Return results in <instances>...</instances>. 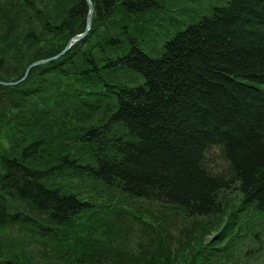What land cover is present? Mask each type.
<instances>
[{
	"label": "trees",
	"instance_id": "1",
	"mask_svg": "<svg viewBox=\"0 0 264 264\" xmlns=\"http://www.w3.org/2000/svg\"><path fill=\"white\" fill-rule=\"evenodd\" d=\"M91 1L87 36L33 67L24 86L0 85V150L9 141L0 154V255L19 264H220L231 254L206 247V237L229 234L236 209L264 212V92L255 87L264 84V0L212 7L158 59L125 45L128 31L152 32L143 9L163 0ZM87 8L0 0V80L60 52L84 30ZM82 59L94 68L76 70ZM122 67L140 73L135 87L120 82ZM38 88L45 102L34 98ZM122 127L134 137L115 146L109 133ZM18 129L59 138L41 148ZM214 139L226 173L202 165ZM77 146L84 150L72 153Z\"/></svg>",
	"mask_w": 264,
	"mask_h": 264
},
{
	"label": "bare ground",
	"instance_id": "2",
	"mask_svg": "<svg viewBox=\"0 0 264 264\" xmlns=\"http://www.w3.org/2000/svg\"><path fill=\"white\" fill-rule=\"evenodd\" d=\"M85 2H87V1L85 0ZM188 2H190V1L189 0H182L183 8H180L179 12H182V13L186 14V12L188 10H185L184 9V6H185V8L191 7V5ZM91 5H92L93 11H94V4H93L92 1H91ZM223 5H220V6H223ZM98 6L99 7H102V4L99 3L97 5V7ZM7 9L10 10L11 12H13L12 9H10V8H7ZM173 10H174V8H172L170 6V3H168L167 0L155 1V2L150 3V5L149 4H146L145 7H144V9H143V12L146 13L145 14V17H147V20L145 21V26L149 29V31H152V32L149 33L147 37H145V35H143L141 33L134 34V33H132V31H128V34H126V36H127V38H126L127 44L125 45V48L128 47L130 49V46H132V48H134L135 50H138V47L140 46L142 49L145 50V47H148L149 49H151V51H157L158 52L155 55H150L148 52H146L149 57H151L153 59L160 58L162 56L163 52H164V49H165L164 48L165 42L171 40L176 34H178L179 32H181V31L184 30L183 29V30H180V31H176L175 33H173L172 36H169V33H166L165 34V38L166 39H164V41L162 42V44L160 45L159 48H155L156 44L153 41L159 42V37L155 34V30H156V28H158L162 24H165L166 18L168 16V14H171L173 12ZM87 13H88V10H87ZM115 13H118V12H115ZM92 14H93V12H92ZM148 17H150V21H149ZM40 19H41V21H42L43 24H47V20L45 18H40ZM179 20H176L174 22V24H180V23H182V21H179ZM136 31H138V29ZM88 32L82 38H84L85 36H87L89 34ZM93 34H95L94 31H93ZM8 37H10V36H8ZM8 37H6V38H8ZM9 42L10 43L11 42L13 43V38L12 39L9 38ZM16 45H20V43H16ZM130 50H132V49H130ZM51 57L52 56H49V57H46V58H43V59H49ZM52 60H54V59H49V60H47L45 62H42V63H39V64L33 66L34 62H36V61L38 62V60H34V61L30 62L29 64H27L25 66L24 70L21 73V76L18 78L19 81L17 83L16 82H13V83H11L9 85H3V84H0V85L1 86H12V87L13 86L15 87V86H18V85L24 86L25 84L22 83V82L28 76V73L30 72V70L33 67L40 66V65H45L47 62H50ZM113 61L114 60H111L110 63H112ZM78 63H80V64H79V66L77 68H75L76 70L86 68V70L89 71V70H91V69L94 68V66L96 64V61H95V59H89V60L82 59V60H79ZM27 66H31L29 68V70H27ZM115 72H117V71H109V75H112ZM119 73L121 74V76L119 77L120 78V82L123 83V86L124 87H135L136 86L134 80L140 75V73L138 71H135V70H127L124 67H122L120 69ZM142 81H143V79H142ZM255 87H257L258 89H260V90H262L264 92V84L261 85V86L260 85L259 86L256 85ZM31 91H32V94H40V95H33L34 98L41 97L40 100L42 102H45L46 101V98L44 97V95H46L44 88L33 89ZM67 105H68V102H67ZM58 107H54V108L56 110H59ZM61 107H66V105L61 104ZM9 109H13V107L10 106ZM48 116L50 117L49 114H48ZM0 129H1V127H0ZM22 130H25V136H26L25 142H27V143H35L34 141L38 137H40V140L38 142V145L41 148L42 147L44 148V146L49 142V141L48 142L47 141L46 142H43L42 139H44V138L51 139L52 138V139H54L53 141H56V138H59L58 137L59 136L58 134H56L54 136H49V135L42 136V134L41 135H38L37 132L32 131V130H27V129H18L17 132H20ZM81 131H83V128H81L79 132H81ZM130 132H131V130L128 127L127 128L122 127L119 130H117V129L112 130L109 133V135H111V138L113 139V141H115L113 143V145L116 146L119 143H121V145L127 143L128 142V136L130 135ZM1 134L2 133H0V135ZM131 136L134 137V134L132 132H131ZM48 137H51V138H48ZM13 139L18 140L17 138H15L14 136H12V140ZM15 140H13V142H12L13 144H20L19 142H16ZM3 142H4V145L1 144L3 146H2V149L0 150V154H3L6 151L7 146H8L7 143H9V141L7 142V140H3ZM35 146H36V144H35ZM209 146L210 147L207 149V152L205 151V153L203 154L202 165H203V162H204L205 168H207L210 172H213V170H215L217 172H220V174L226 173V171H227V162L228 161H227V158L225 156H223L222 153H221L222 143L220 142V140L214 139V140H211L210 141ZM56 148H59L60 149V148H62V146L61 147H58L57 146ZM38 150L41 151V149H38ZM82 150H84V149H81V147L79 148L77 146L76 150H74V152L72 151V153H75L76 151H82ZM85 150H87V149H85ZM87 154H89V153H87ZM214 156H217V158L214 157ZM68 157H69V155H68ZM216 166H217V168H216ZM215 168L218 169V170H216ZM232 210H234V209H232ZM232 210L230 212H232ZM242 213H244V211L243 212L237 211V209L233 212L234 215L237 214L238 216L241 215ZM194 218H195V216L192 217V220H194ZM49 228H53V227L49 226L48 229ZM92 251H93V249H87L85 252L86 253H93ZM82 260H83V258H82ZM3 261H12V262L15 261L16 264H19V260L15 259L14 257L12 259L10 256H7L5 254L4 255H0V264H2ZM83 261H85V260H83ZM27 263L28 264H45L42 261H38V263H34V262H31V263L30 262H27ZM27 263L25 262V264H27Z\"/></svg>",
	"mask_w": 264,
	"mask_h": 264
},
{
	"label": "rangeland",
	"instance_id": "3",
	"mask_svg": "<svg viewBox=\"0 0 264 264\" xmlns=\"http://www.w3.org/2000/svg\"><path fill=\"white\" fill-rule=\"evenodd\" d=\"M189 1L190 2L188 3L191 7L186 6L187 8H185L184 6V9L189 11L184 14L179 12L180 8H183L182 0H167V2L170 3V6L174 8L171 13L173 16L168 14L165 24L156 28L155 34L159 37V42L153 41L156 44L155 48H159L164 39H166V33H169V36H172L176 31L183 30L190 22L197 21L201 16L208 14L212 7L223 5L227 0ZM176 20L182 21V23L174 24ZM81 39L83 38L74 42ZM74 42H72L70 48H72ZM145 50L150 55L158 53L157 51H151L148 47H145ZM214 157L217 158V156ZM215 236L216 231L206 237L204 240L206 247L219 244L220 247L225 248L227 254H231L229 257H223L220 260V264H264V212L256 210L252 211L248 208L247 212H244L239 216V220L234 224V227L229 234L217 239V241L220 240L219 242L216 241ZM213 237L214 239H212Z\"/></svg>",
	"mask_w": 264,
	"mask_h": 264
},
{
	"label": "water",
	"instance_id": "4",
	"mask_svg": "<svg viewBox=\"0 0 264 264\" xmlns=\"http://www.w3.org/2000/svg\"><path fill=\"white\" fill-rule=\"evenodd\" d=\"M86 1H87L86 2L87 5H88V13H87L86 20H85V28H84V31L82 33L76 34L72 38H70L68 40L65 48L61 52H59L58 54L52 56L49 59H55V58L59 57L60 55L64 54L70 48V46L72 45V42H74V41L82 38L88 32V30L90 28V24H91V17H92L93 8H92V5H91V1L90 0H86ZM49 59H41V60H38V62L37 61L34 62L33 66L34 65H37L39 63L45 62V61H47ZM30 67L31 66H27V70H29ZM18 81H19V79L14 80V81H1L0 80V84L9 85V84H11L13 82H16L17 83Z\"/></svg>",
	"mask_w": 264,
	"mask_h": 264
}]
</instances>
